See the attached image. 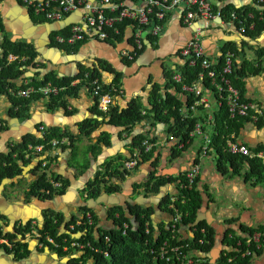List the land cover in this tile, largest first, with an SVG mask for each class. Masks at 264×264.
<instances>
[{"label": "crops", "instance_id": "1", "mask_svg": "<svg viewBox=\"0 0 264 264\" xmlns=\"http://www.w3.org/2000/svg\"><path fill=\"white\" fill-rule=\"evenodd\" d=\"M255 1L225 0V3L231 7L253 8ZM138 6L142 5L138 4ZM30 12L20 0H0V19L5 27V33L0 34V54L3 52L1 44L4 36L9 37L13 42L32 44L39 54L34 65L24 68V75L16 81L18 87L28 86L33 78L41 81L48 73H54L58 77L73 78L85 69H98L102 83L109 85L116 78V72L121 75L122 88L119 91L121 95L114 98L113 105L121 109L127 108L134 99H142L144 106L150 107L154 101L152 90L158 85L163 96H166L165 93L169 91V94L177 97L174 89H168L169 82L166 77L168 72H173L174 75L181 74L179 69L185 62L182 59L181 50L194 39L197 28H201L203 32L200 37L203 48L216 64L222 57L225 45L229 42L236 44L238 49L240 51L243 49L244 52L252 46L249 49L255 55L250 61L257 58L255 50L264 48V34L255 41L248 36L243 37L233 33L231 26L221 21H199L194 26H188L181 21V11H177L168 16L161 32L162 36L160 34L157 39H154V43L147 42L145 39L147 46L144 53L136 62L124 65L121 53L124 50H132L133 42L131 44L129 40L131 33L126 35L128 38L125 37L120 42L87 39L79 46L75 54H70L64 47H57L52 42L56 41L58 36H69L70 30L66 34H60L67 27L84 24L83 17L86 12L76 11L63 21L48 22H36ZM148 35L149 33L146 32L145 37ZM245 42L249 44L244 46ZM222 44H224L223 48H221ZM243 58L248 60L244 56L238 59V62H242ZM168 60L172 61V71L166 67ZM246 82L245 97H249L254 104L261 105L264 110V73L250 76ZM211 102L212 110H214L216 104L214 100ZM47 103V99L35 102L31 106L30 117L24 119L12 116V96L0 95V171L1 165L5 164L2 159L25 140L31 142L30 155L37 153L39 146L32 145L42 138V132H44L42 128L45 130L56 128L79 136L80 124L84 121L99 119L103 123L90 138L83 136L75 141L76 150L79 149L78 143L84 142L83 153L86 154V159L82 162H72L75 156L72 149L63 150L54 147L39 157L34 156L30 164L18 161L21 174L15 178H2L0 173V215L4 217V220H0V225L4 232L13 233L15 225L20 226L28 222L35 229L26 238L30 249L26 260H19L15 254L0 246V264H78L71 259L79 260L80 254L72 256L69 254V257L58 255L56 250L40 244L37 239L39 236L37 228L45 224L44 215L49 210L64 215L65 222L60 228L61 233L66 232L73 215H78L79 209L85 206L95 210L98 217L97 228L113 227V221L108 218L107 211L116 206L128 204L153 207L155 229L167 228L173 217L169 212L162 210V200L168 195L174 200L179 193V184L173 182L167 185L158 195L147 194L143 188L137 190L136 186L148 182L153 174L175 180L183 176L200 157L204 139L198 137L185 145H179L181 152L173 157L172 151L177 147L178 141L172 140V135H169L167 131V125L155 123L151 117H147L132 131H124L112 125L109 122L110 117H99L95 112L97 101L86 88L77 98L69 99L67 110L50 111ZM105 134L109 137L108 146L101 139ZM140 136H146L145 141H151L153 150L150 151L151 155L149 153L145 156L146 159L140 163L139 168L132 169L131 176L120 183L121 193L110 196L102 194L96 200L87 199L86 195H83L84 190L106 163L122 157L131 158L139 155V150L134 147V140H138ZM240 140L253 147L262 146L264 145V128L259 130L258 127L249 124L240 135ZM97 142L100 145L99 150L94 148ZM13 158L18 159L17 154ZM46 158L50 163L49 177L60 178L68 183L66 194L55 196L52 200L30 195L32 184L45 171L42 166V170L36 172L38 163ZM217 161L218 158L212 148L206 158L200 160L198 190L202 195L203 205L198 218L213 229L215 240L207 256L204 257L198 252L197 256L200 259H196L195 264H222L221 257H227V254L232 252L230 239L237 237L249 243L251 240L249 230L264 228V185L249 181L244 174L225 175L219 170ZM194 232L195 229L191 225H182L179 240H192L195 236ZM79 237L78 234L77 238ZM260 245L261 247L259 249L256 247L253 256L250 257L249 264H264V243ZM64 251L68 252V249L65 248Z\"/></svg>", "mask_w": 264, "mask_h": 264}, {"label": "trees", "instance_id": "2", "mask_svg": "<svg viewBox=\"0 0 264 264\" xmlns=\"http://www.w3.org/2000/svg\"><path fill=\"white\" fill-rule=\"evenodd\" d=\"M220 1L222 3L225 2V0ZM126 2L129 4L131 0ZM237 10V7H231L226 3L223 8V13L226 14ZM30 13L35 17L36 22H48L44 17H37L32 11ZM131 23H133L134 26L138 24L134 21ZM71 26L61 31L60 34H66L69 30L71 31ZM120 28L121 33L119 35H115L112 32L110 38L107 40L120 42L127 37L126 35L128 33H131L127 24L126 26L121 25ZM146 28L148 29L149 27ZM4 33L5 27L0 19V34ZM263 34L264 21H261L257 24L254 31H248L246 35L256 41V39ZM67 36L68 35H65L64 37ZM4 37L1 44L3 52L0 54V66L2 67L0 72V95L8 94L12 96V116L24 119L29 118L31 106L42 99L48 100L47 107L50 111H55L57 109L67 110L69 107V99L77 98L80 92L86 88L97 101L95 112L99 117H110L109 122L124 131H132L137 124L144 122L147 117H151L155 123L167 125V131L169 135H172V140L178 141L177 147L173 148L172 151L173 157L180 154L181 149L178 148L179 145H185L194 139L190 137V133L194 130L195 126L198 123L206 124L204 131L212 137L211 148L218 158L219 170L225 175L244 174L249 181L264 185V145L253 147L240 140V135L247 125L252 124L258 127L259 130L264 128V115L259 116V120L256 123L251 118V116L255 115L254 112H251L250 117L237 116L232 118L228 107L225 105L223 107L214 108L212 114H214L216 118L215 124L213 126H211V123L207 124L208 115L211 114V111L208 112L203 106L195 107V104L200 101L202 96H197L195 93L188 90L194 88L199 81V74L201 72L200 65L193 67L183 63L179 69L182 75L181 82L174 81L173 72H170L171 78H169L167 74L166 79L169 82L168 89H174L177 97H173L169 94V91L165 93L166 96H163L161 94V88L158 85L152 90L154 101H152L150 107H145L142 99H134L128 104L127 108L121 109L113 105L114 98L121 95L119 91L122 88L121 75L116 72V78L113 83L109 85L102 83L101 74L98 69H85L73 78L58 77L54 73H48L41 81L33 78L28 86L23 85L18 87L16 81L24 75V68L34 65L39 54L32 44L26 42H13L9 37ZM145 39L154 43V39H157V37L152 35L145 37L143 41L144 49L141 54L132 62L123 60L124 64L130 65L136 62L144 53L147 46L145 44ZM129 40L131 44L132 42L134 44L133 37L129 38ZM85 42L86 40L68 45L58 44L53 40L52 43L57 47H64L70 54H75L79 46ZM248 44V42H245L244 46ZM250 47L252 46H249V48ZM242 50L240 51L236 44L232 42L225 45L222 57L219 58L217 64V82L221 83L226 54L228 51H231L234 54L233 71L228 78L231 84L240 91L243 101L252 102L249 97H245L246 80L250 76H258L264 73V48L255 50L257 58L254 61L243 58L242 62H238L241 56H245ZM11 57L15 59L10 60ZM102 68L105 69L103 66ZM95 81H98L97 85L93 84ZM75 82L78 83L74 84ZM48 86L59 89V92L57 94L45 95L42 89ZM204 88L205 93H208V91L211 92V97L213 99L218 97V91L211 83L204 84ZM29 89H33L34 91L28 97L14 96L11 94V90L17 92ZM97 89L100 94L95 96L94 92ZM102 96H110L112 99L107 111L100 109ZM102 123L103 122L99 119L84 121L80 124L79 136L56 128L44 129L42 138L32 145L33 147L39 146L37 153L35 152L33 156L29 153L31 142L25 140L22 144L13 148L8 156L2 159V161L5 162L4 166L3 164L1 165L0 173L2 178H15L19 176L21 174V169L18 165V161H23L24 164H30L34 156L39 157L43 155L45 151H50L54 147L63 150L72 149L74 155L76 151L75 141L83 136L90 138V136L100 128ZM101 139L104 140L106 145H109L110 141L108 135H103ZM145 140L146 136H140L138 140H134V147L140 152L137 157H122L118 160H112L106 163L101 171L98 172L95 179L90 181L83 195H86L87 199L96 200L100 198L102 194L109 196L120 194L122 191L120 183L128 179L131 176V172L139 168L140 163L146 159L145 156L153 150V147L150 151L146 150L144 145V142H146ZM229 140L240 141L250 149L251 155L232 154L228 148ZM100 142L99 140V143ZM148 142L152 144L151 141ZM99 146L97 142L94 148H98L99 150ZM39 148H41V150H39ZM15 154H17L18 159L13 158ZM260 154L262 156H260ZM47 160L46 158L38 163L39 166H37L36 172L41 171L42 166L45 171L41 173L37 178L38 180L32 184L30 195L34 194L41 196L42 199L52 200L55 196H64L66 194L68 183L60 178L49 177L48 171L50 170V163H48ZM130 162H136L137 164L135 167L128 169L126 164ZM197 163L200 164V158ZM85 168H87V166ZM198 181L199 178L194 187L190 189L184 187V184H186V173L177 180L171 177H158L153 174L148 182L136 186L137 190L143 188L147 194L158 195L167 185L173 182L179 184V193L175 196L174 200L169 195L162 200V210L169 212L173 217L172 222L167 228L160 227L157 230L155 229L153 207L131 204L116 206L109 209L107 211V216L109 219H112L114 226L110 228H97L98 217L95 210L85 206L79 209L78 215H73L71 222L69 224L67 223L66 232L64 233H61L60 229L65 222L64 215L52 210L45 212V224L37 228L39 235L37 239L40 244L48 246L52 248V250H56L58 255L69 257V254H71V256L80 254L79 260L71 259L72 262H77L78 264H88L89 262L93 264H182L175 255L170 256L172 262H168L166 258H162L161 252L163 247L169 250L174 247H180L182 254L196 261V259H200L197 256L198 252L204 255V257L211 252L215 240L213 229L207 225L206 222L200 221L196 224L203 205V198L198 190ZM56 184H59V186H56ZM177 215H181L182 219L175 225L174 219ZM0 220H4V217L1 215ZM125 225L128 227L126 228ZM182 225H191L195 229V236L192 240H179L181 237L180 230ZM13 230V233H5L0 225V238L9 239L11 245L7 246L0 244V246L6 248L10 253L15 254L19 260L26 259L30 251L27 244L21 243L18 238H25L26 235L32 234L35 229L32 224L28 222L20 226L15 225ZM253 230L254 229L249 230L251 238L256 232L264 234L263 227L254 230L255 232ZM78 234L80 235L79 238H77ZM261 243H264V236L261 239ZM74 244L78 246H73ZM229 244L231 245L232 252L227 254V257H221L222 264L250 263V257L243 258L241 255L248 250L254 252L257 247L256 244L252 243L251 240L248 243L246 240L237 237L230 239ZM65 248L68 249V252L64 251ZM104 252H107L108 256H105ZM108 258L110 262H108ZM229 259H233V261L229 262Z\"/></svg>", "mask_w": 264, "mask_h": 264}, {"label": "built area", "instance_id": "3", "mask_svg": "<svg viewBox=\"0 0 264 264\" xmlns=\"http://www.w3.org/2000/svg\"><path fill=\"white\" fill-rule=\"evenodd\" d=\"M30 11L37 17H44L48 21H63L70 14L84 10L86 12L83 17L84 24H74L71 26V34L67 37L58 36L56 42L58 44L73 45L79 41L87 39H100L105 41L110 38L113 32L115 35L121 33V25H128L131 31V38L134 39L132 50H124L121 53L122 60L132 62L134 61L144 49V38L146 32L149 35L158 37L164 29V23L167 21L168 16L177 11H181V21L185 25L194 26L199 21H221L231 26V31L237 35L246 37L248 31H254L257 24L264 21V0H256L254 7H241L237 11L223 13L225 2L220 0H131L134 5L127 4L128 0H20ZM130 3V2H129ZM138 4L142 6L139 7ZM222 6V7H221ZM137 22L134 26L131 22ZM146 27H149L148 29ZM150 30V32H149ZM202 29L197 28V33L194 39L189 41L181 50L182 59L184 64L190 66L200 65L201 72L199 74V81L194 88L188 89L190 92L195 93L197 96H202L200 101L195 104L203 106L208 112L212 110V100H214L215 108L227 106L231 117H250L251 112L255 115L251 116L256 123L259 116L264 115V110L259 104L253 102H245L242 99L240 91L235 88L230 79L228 78L233 71L234 54L228 51L226 54V61L223 68V75L221 83L217 82V64L214 63L207 55L202 46L200 37ZM13 60V58H11ZM2 67L0 66V72ZM175 82L182 81L181 74L174 75ZM211 83L218 91V97L213 99L211 92L205 93L204 84ZM98 84V81L93 83ZM34 90H22L11 94L14 96L28 97ZM45 95L57 94L59 89L48 86L42 89ZM99 90L94 92L98 96ZM112 99L110 96H102L100 109L107 111ZM194 109V108H193ZM213 111V110H212ZM208 115L207 124L211 126L215 124L216 118L214 114ZM206 124L198 123L194 130L190 133L191 138L202 137L204 145L201 147L200 160L206 158L209 154L212 144V137L205 133L204 127ZM44 128H42V131ZM234 138V137H233ZM147 151L153 147L148 141L144 142ZM229 151L232 154L251 155L250 150L243 145L240 141L229 140ZM41 150V148H39ZM262 156V155H261ZM199 158L194 162L190 170L186 173L185 188L192 189L200 176L201 166L198 162ZM136 162L126 164L128 169L135 167ZM46 166V164H45ZM59 186V184H56ZM181 215H177L174 219V224L177 225L181 221ZM126 228L128 227L125 225ZM264 234L256 232L251 238L252 243L256 244L257 248L261 247V239ZM74 244L73 246H76ZM78 246V245H77ZM83 247V246H82ZM81 247V248H82ZM253 251L248 250L241 256L243 258L252 257ZM108 256L107 252H104ZM171 255H175L182 264H195L193 258L185 256L181 252L180 247H174L170 250L166 247L162 248L161 257L166 258L168 262H172ZM169 257V258H168ZM233 259H229L232 262Z\"/></svg>", "mask_w": 264, "mask_h": 264}, {"label": "rangeland", "instance_id": "4", "mask_svg": "<svg viewBox=\"0 0 264 264\" xmlns=\"http://www.w3.org/2000/svg\"><path fill=\"white\" fill-rule=\"evenodd\" d=\"M161 36H162V34H161ZM223 47H224V44L221 45V48H223ZM244 53H245V56L248 58V60H252L254 58V55L255 54H254L253 51H250L249 48L245 49V52ZM241 57H243V56H241ZM166 67H167V69L169 71H172V69H171V67H172V61L168 60L166 62ZM168 75H169V78H171L170 72H168ZM149 121H151V119H149ZM77 147L79 149H77L75 151V154H74L75 156L72 158V162H75V163L82 162L83 160L86 159V154L83 153V151L85 150V149H83L84 148V142H79L78 145H77ZM108 262H110V259L109 258H108Z\"/></svg>", "mask_w": 264, "mask_h": 264}, {"label": "flooded vegetation", "instance_id": "5", "mask_svg": "<svg viewBox=\"0 0 264 264\" xmlns=\"http://www.w3.org/2000/svg\"><path fill=\"white\" fill-rule=\"evenodd\" d=\"M26 238H27V235L25 236V238H22V237L18 238V240L21 243H23V244H27V247H29V242H27ZM0 244H2V245L4 244V245H7V246H11L10 245V240L9 239H6V238H2V239L0 238ZM29 251H30V249H29ZM22 260H26V259H22Z\"/></svg>", "mask_w": 264, "mask_h": 264}, {"label": "water", "instance_id": "6", "mask_svg": "<svg viewBox=\"0 0 264 264\" xmlns=\"http://www.w3.org/2000/svg\"><path fill=\"white\" fill-rule=\"evenodd\" d=\"M129 4H130V5H134L132 2H130ZM146 40H147V42H148V39H146ZM149 43H150V42H149ZM146 45H147V44H146ZM139 63H140V62H139ZM124 65H125V64H124ZM133 205H134V204H133ZM199 222H200V219L198 218L196 224H198Z\"/></svg>", "mask_w": 264, "mask_h": 264}]
</instances>
